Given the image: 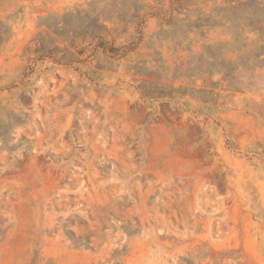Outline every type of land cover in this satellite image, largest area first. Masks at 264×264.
Returning a JSON list of instances; mask_svg holds the SVG:
<instances>
[{
    "label": "rangeland",
    "instance_id": "1",
    "mask_svg": "<svg viewBox=\"0 0 264 264\" xmlns=\"http://www.w3.org/2000/svg\"><path fill=\"white\" fill-rule=\"evenodd\" d=\"M248 13L264 0H0V264H264Z\"/></svg>",
    "mask_w": 264,
    "mask_h": 264
},
{
    "label": "trees",
    "instance_id": "2",
    "mask_svg": "<svg viewBox=\"0 0 264 264\" xmlns=\"http://www.w3.org/2000/svg\"><path fill=\"white\" fill-rule=\"evenodd\" d=\"M96 19H93V22ZM227 21H229V27L231 29V33H232V43L237 39V37H240V33L237 29V27L240 25V21L238 19V17H229L227 18ZM242 21L245 23L246 26H249V30L250 32H255L257 37L252 39L253 41H256V49L253 56L254 58L257 60V63L260 65L262 62H264V59L259 60V56L260 55H264V17L260 18V16L256 17L254 15H250L248 13V17H246L245 19H242ZM241 21V22H242ZM88 31L90 32L89 36H91L92 40H95L94 46H97L99 48H105L106 45V41L105 38L102 37V35H98L96 34L97 32H94L91 28L88 29ZM242 36V35H241ZM238 46V45H237ZM212 46H206L205 49L211 48ZM242 46H238L235 49L238 51L240 50ZM111 48H113V46H109L107 47L108 50H110ZM255 64L252 65H246L244 66V68H248L249 66H253L254 67ZM243 68V69H244ZM223 71L225 72L224 76H228L231 77L233 75L236 74L237 71V67H229V66H224V68H222ZM137 88L141 89V87L137 86ZM142 96H144L145 98L149 97V95L147 93H143ZM157 97H162V95L157 96ZM156 97V98H157Z\"/></svg>",
    "mask_w": 264,
    "mask_h": 264
}]
</instances>
